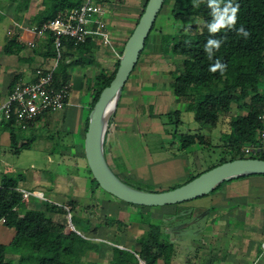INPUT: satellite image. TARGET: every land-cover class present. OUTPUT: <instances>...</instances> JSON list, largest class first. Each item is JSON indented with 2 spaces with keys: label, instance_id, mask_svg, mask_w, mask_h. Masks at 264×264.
Segmentation results:
<instances>
[{
  "label": "rangeland",
  "instance_id": "rangeland-1",
  "mask_svg": "<svg viewBox=\"0 0 264 264\" xmlns=\"http://www.w3.org/2000/svg\"><path fill=\"white\" fill-rule=\"evenodd\" d=\"M103 1L115 5L107 17H115L108 19L111 45H102L107 51L96 52L93 64L87 63L88 58L84 56L83 65L72 67V93L64 113V122L62 118L60 122L46 123L48 118L38 121L30 148L18 153L11 149L9 133L0 131V178H19L20 175L25 178H20L21 186L30 191L36 188L42 191L23 195L20 203L22 209L37 207L44 210L47 205L61 208V212L49 214L52 220L63 224L67 233L74 231L83 238V241L76 242L71 251L70 257L77 261L71 264H147L136 259L141 248L139 237L149 228L150 223H156L169 235V243L175 251L170 264H199V260L195 261L190 254L203 245L201 219L208 213L205 210L211 204L212 192L182 203L145 207L130 205L115 198L100 187H95L91 179L84 156V141L79 138V134H85L84 121L89 115L94 97V75L112 73L117 57L113 50L121 49L145 0ZM37 7L39 1L31 0L22 19L25 18L24 21L29 23ZM4 11L9 16L15 15L16 4L11 0H0V12ZM169 15L167 4L155 20L156 25L166 32L171 31ZM9 16L0 17V44H4L6 31L8 33V29L13 27ZM192 21L196 20L193 17L186 19L187 23ZM25 48L20 55L33 57L32 46L27 44ZM146 51L130 73L109 118L105 151L110 168L125 184L144 191H161L182 185L189 181L186 180L189 176L194 178L220 163L223 157L225 159L228 122L231 117L245 114L246 110L232 103L231 110L215 128L199 125L193 120L192 113L186 110L188 102L176 100L169 86L175 77V73L170 71L174 72L181 58L146 54ZM72 52L75 58L82 54L80 50ZM55 63L53 56L35 55L25 61V69L20 72L24 74L23 79L29 81L27 75L30 71L38 67L51 69ZM86 80L90 83H86ZM258 88L260 92L264 90L261 81ZM148 106H151L150 113ZM173 110H179L180 118L185 121L183 126H179V132L201 127L205 134L203 144L198 142L183 152L179 150L178 139L162 132L165 120L162 115ZM79 130L81 133H78ZM23 134L26 136L28 130L23 131ZM205 143L209 146L204 147ZM61 150L64 156L60 159L58 154L62 153ZM228 183L226 181L224 184ZM241 188L247 187L242 185ZM250 188L255 190L253 185ZM193 221L195 223L192 226L185 228L186 223ZM113 246L124 250V256L118 262L114 259Z\"/></svg>",
  "mask_w": 264,
  "mask_h": 264
},
{
  "label": "trees",
  "instance_id": "trees-1",
  "mask_svg": "<svg viewBox=\"0 0 264 264\" xmlns=\"http://www.w3.org/2000/svg\"><path fill=\"white\" fill-rule=\"evenodd\" d=\"M30 1L11 0L16 4L17 12L14 15L16 22L22 20V14L29 9ZM102 1L95 0L98 3ZM83 2L84 0H41L43 8L30 18L28 26L39 27L53 18L57 12L80 7ZM167 4L171 31L166 32L159 28L155 21L138 60L146 50V54L148 52L153 55L181 58L174 72L170 71L175 73L174 80L169 84L171 93L176 100L188 102L186 110L192 113L193 120L201 126L215 128L225 117L224 115L231 110L232 103H237L240 108L246 110L245 114L231 117L228 122L229 132L226 134L227 142L224 144L227 155L225 159L223 157L220 160V163L245 157L240 147L243 144L257 143L258 131L262 126L259 116L263 112L264 90L260 92L258 87L260 81L264 84V0H164L158 14L162 13L163 7ZM226 8L229 9V15L232 14L230 11L232 8H238L235 23H226L216 31H212L211 25L217 22L218 16L222 15ZM191 17L196 21L187 23L186 19ZM241 26L249 32L247 37L243 32H239ZM43 37V40L33 43L34 55H50L56 59L57 51L52 33L45 32ZM17 39L18 35H8L6 42L2 45V53L19 55L27 43ZM209 40L217 41L219 46L212 45L209 51ZM124 43L116 53L112 73L102 72L94 75L95 84L92 87L94 97L89 112L101 90L114 77ZM98 48L92 36L78 44L72 39L63 37L61 55L53 73L54 87L70 84V69L83 65L84 56L88 58L87 63L93 64ZM71 50H80L82 54L75 58ZM216 63L222 64L223 70L211 71L210 68ZM17 81L18 77H15L9 83V88L11 89ZM85 82L90 83L87 80ZM148 110L150 113L151 106H148ZM162 116L165 118L162 132L179 140L180 151H187L198 142L203 144L205 134L201 131V127L179 132V126L185 124V121L180 118L179 110L169 111ZM38 121L40 117L34 123L27 125L28 134L24 136L23 131L26 129L17 125L13 116L9 119L0 118V130L9 133L11 149H14L15 153L30 148L36 135L35 125ZM87 123L88 117L85 131ZM171 124L173 126L170 127ZM24 139L25 141L21 142ZM105 139L106 137L104 138V155L107 161ZM208 146L209 144H204V147ZM255 157L264 159V153H258ZM20 178V175L19 178L4 176L0 182V219H3L2 222L6 227L14 230L11 242L8 245L0 244V264L77 263L70 254L76 242L83 241V238L74 231L67 233L63 224H57L52 220L49 214L61 212L59 207L53 208L47 205L44 210L37 207L22 209L20 203L23 200V193L19 184ZM192 178L193 176H189L186 180ZM21 179L25 178L22 176ZM91 179L95 187H99L98 183ZM225 182L212 190V194ZM168 236V233L162 231L159 225L150 223L149 228L139 237L141 248L136 260H142L147 264H170L171 256L175 251L169 243ZM112 250L114 259L117 262L122 260L124 250L118 246H113ZM7 251L16 253L17 260L7 258Z\"/></svg>",
  "mask_w": 264,
  "mask_h": 264
},
{
  "label": "crops",
  "instance_id": "crops-1",
  "mask_svg": "<svg viewBox=\"0 0 264 264\" xmlns=\"http://www.w3.org/2000/svg\"><path fill=\"white\" fill-rule=\"evenodd\" d=\"M37 1H39V7L35 9V12L32 14V16L43 8L41 6V0H36V2ZM96 3L104 7L110 14L113 7H115L114 4H107L104 1L101 3ZM6 15L9 16L7 11L0 12V17ZM13 16H9L13 27L8 29V33L6 31L5 41H3V43L6 42V37L8 35H18L17 40L24 43H27L28 41L35 43V41L38 42L43 40L44 35L41 36L39 34H34L30 30L28 23L24 21L25 18L20 22H16ZM22 23H24V26H22ZM109 32L110 31L108 30V34L112 42V36ZM96 44L99 46L97 52L107 51L103 49V46L99 43ZM2 45L3 44H0V99L5 98L16 84L22 82H31L34 79V74L37 69L41 70L43 73L50 70L38 67L29 72L27 76L30 80L26 81L23 79L24 74L20 71L25 69V61L31 60L35 56L34 53L32 54L33 57H23L20 55L21 53H19V55H5L1 51ZM32 47H34V44H32ZM117 49L120 48L118 47ZM72 51L74 50H71V52ZM113 52L117 53L118 51L113 50ZM11 69H15L18 72ZM72 69L73 68L70 69L71 80L74 76V70ZM15 77H18V81L10 89L9 83L13 81ZM71 93L72 91L70 94ZM69 97L67 99L65 109L52 115V117H49L47 120H45L46 123H52L54 121L60 122V118H62V121L64 122V113L67 111V107L69 105ZM86 119L84 123H86ZM78 133H81V131L79 130ZM79 136H81L79 138L84 141V134L81 133ZM63 153L64 152L59 153L58 158L61 159L64 156ZM1 180L2 178H0V182ZM228 182V184H223L215 193L211 195V204L205 210L206 212L208 211V213L205 214L201 219V228L203 233L201 244L203 245H201L190 255L194 260H199V264H264V175L240 177L234 179L233 182ZM234 184L235 186H233ZM36 185H38V183H36ZM242 185L247 188H241ZM251 185H253L255 190H251ZM38 186L44 187L42 185ZM21 190H26L30 193L32 191L42 193V191L38 188L29 191V189L24 186H21ZM56 190L57 188H55V191ZM194 223L195 221L186 223L187 227L185 228L192 226ZM13 236L14 230L12 228L6 227L0 219V244L8 245L11 242ZM6 256L7 258L13 260H17L18 258L16 253L10 251H7Z\"/></svg>",
  "mask_w": 264,
  "mask_h": 264
},
{
  "label": "water",
  "instance_id": "water-1",
  "mask_svg": "<svg viewBox=\"0 0 264 264\" xmlns=\"http://www.w3.org/2000/svg\"><path fill=\"white\" fill-rule=\"evenodd\" d=\"M163 2L164 0L146 1L137 22L125 40L114 77L101 90L89 112L84 134V156L92 178L103 191L121 201L138 206L182 203L207 195L224 181L250 175H264V159L245 156L219 163L182 185L161 191H144L125 184L109 167L104 155L107 129L104 111L111 99L117 98L118 102L122 88L138 61Z\"/></svg>",
  "mask_w": 264,
  "mask_h": 264
},
{
  "label": "built area",
  "instance_id": "built-area-1",
  "mask_svg": "<svg viewBox=\"0 0 264 264\" xmlns=\"http://www.w3.org/2000/svg\"><path fill=\"white\" fill-rule=\"evenodd\" d=\"M108 15L107 10L94 0H84L80 7L57 12L53 18L45 21L41 26L30 28L34 34L41 36L45 32L52 33L54 47L57 51L56 63L45 73L37 69L31 82L16 84L5 98H1L0 118L9 119L13 116L17 125L26 129L27 125L34 123L38 117L40 120H45L64 110L70 94L69 85H62L58 88L53 85V73L61 55L62 38L67 37L78 44L92 36L100 45H111L108 34ZM27 43L30 46L33 44L32 41ZM259 118L262 126L258 131V141L243 144L240 151L244 155L255 156L258 153H264V105ZM21 191L24 196L31 194L26 190Z\"/></svg>",
  "mask_w": 264,
  "mask_h": 264
},
{
  "label": "clouds",
  "instance_id": "clouds-1",
  "mask_svg": "<svg viewBox=\"0 0 264 264\" xmlns=\"http://www.w3.org/2000/svg\"><path fill=\"white\" fill-rule=\"evenodd\" d=\"M230 11L232 13L231 15L228 14L229 13V9L226 8L224 13L222 15L218 16L217 22L215 24L211 25V30L212 31H216L217 29H219L220 27H222L226 23H228V24L235 23L236 18H237L236 17V12L238 11V8H232ZM239 32H243L246 37L249 35V32L245 31L243 26H241L239 28ZM212 45H216L217 47L219 46L217 41L209 40V42H208L209 51H210V48H211ZM223 67L224 66L222 64L216 63L214 66H212L210 68V70L215 72L216 69L223 70Z\"/></svg>",
  "mask_w": 264,
  "mask_h": 264
},
{
  "label": "bare ground",
  "instance_id": "bare-ground-1",
  "mask_svg": "<svg viewBox=\"0 0 264 264\" xmlns=\"http://www.w3.org/2000/svg\"><path fill=\"white\" fill-rule=\"evenodd\" d=\"M116 104H117V98L111 99L104 111V120L106 121V125L108 124L109 118L113 114Z\"/></svg>",
  "mask_w": 264,
  "mask_h": 264
}]
</instances>
